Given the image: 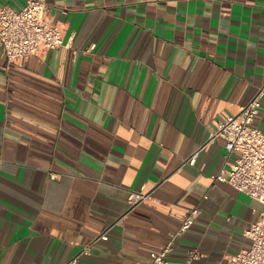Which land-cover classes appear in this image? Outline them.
Listing matches in <instances>:
<instances>
[{"label": "crops", "instance_id": "0c3cea01", "mask_svg": "<svg viewBox=\"0 0 264 264\" xmlns=\"http://www.w3.org/2000/svg\"><path fill=\"white\" fill-rule=\"evenodd\" d=\"M40 1L68 47L0 48V264H63L106 229L78 264H149L191 208L168 264L246 248L261 206L213 180L231 156L209 136L264 84V0Z\"/></svg>", "mask_w": 264, "mask_h": 264}, {"label": "built area", "instance_id": "2783aa9c", "mask_svg": "<svg viewBox=\"0 0 264 264\" xmlns=\"http://www.w3.org/2000/svg\"><path fill=\"white\" fill-rule=\"evenodd\" d=\"M23 1L19 10L0 7V48L6 63L17 64L28 57H41L50 49L68 47L63 42L61 28L49 21L46 5L40 0ZM261 97H264V84L253 99L239 107L236 114L227 115L219 121L209 136V141L222 139L226 156H231L226 161L227 167L217 173L213 180L228 184L261 206L256 220L244 232L248 246L234 255L226 256L224 264H264V131L253 125L261 107ZM193 158L188 164H193ZM148 199H151L150 193L144 187L130 192L126 197L127 211ZM198 213L196 208H191L179 219L177 229L170 234L162 249L150 253L149 264H168L167 257L175 239L189 229ZM121 221L122 218L117 223ZM107 231L82 246L63 264H78L80 259L89 255L95 241L107 239ZM198 258L197 251L190 249L186 264H192Z\"/></svg>", "mask_w": 264, "mask_h": 264}]
</instances>
